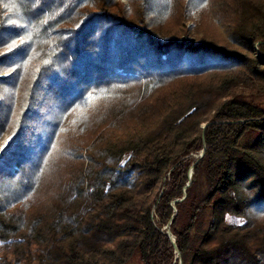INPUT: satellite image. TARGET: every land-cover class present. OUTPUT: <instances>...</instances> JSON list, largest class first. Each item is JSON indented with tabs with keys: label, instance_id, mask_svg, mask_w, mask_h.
<instances>
[{
	"label": "trees",
	"instance_id": "obj_1",
	"mask_svg": "<svg viewBox=\"0 0 264 264\" xmlns=\"http://www.w3.org/2000/svg\"><path fill=\"white\" fill-rule=\"evenodd\" d=\"M261 98L264 0H0V264H264Z\"/></svg>",
	"mask_w": 264,
	"mask_h": 264
},
{
	"label": "water",
	"instance_id": "obj_2",
	"mask_svg": "<svg viewBox=\"0 0 264 264\" xmlns=\"http://www.w3.org/2000/svg\"><path fill=\"white\" fill-rule=\"evenodd\" d=\"M202 154H203V150L198 154V157H201ZM191 174H192V172H191V170H190V171H189V177H188L189 180H190ZM188 184H189V182H188ZM188 184H187V185H188ZM165 229H166V227L163 228V229L161 230V232H163V230H165ZM165 234H166V236L169 238V240L171 241V243L173 244V246H174V248H175V254H176V257H178V252H177L176 247H175V241H174V238L172 237V235L170 234V232L168 231V229H166Z\"/></svg>",
	"mask_w": 264,
	"mask_h": 264
},
{
	"label": "rangeland",
	"instance_id": "obj_3",
	"mask_svg": "<svg viewBox=\"0 0 264 264\" xmlns=\"http://www.w3.org/2000/svg\"><path fill=\"white\" fill-rule=\"evenodd\" d=\"M254 47H256V46H254ZM257 102L264 104V98L257 100ZM197 156L198 155H196L195 157H197ZM127 264H141L140 259H139V255L135 254Z\"/></svg>",
	"mask_w": 264,
	"mask_h": 264
}]
</instances>
